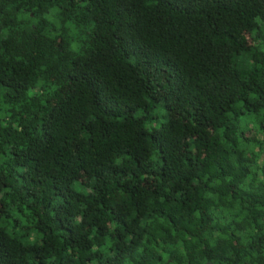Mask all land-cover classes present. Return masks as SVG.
<instances>
[{
    "label": "trees",
    "instance_id": "16d2710c",
    "mask_svg": "<svg viewBox=\"0 0 264 264\" xmlns=\"http://www.w3.org/2000/svg\"><path fill=\"white\" fill-rule=\"evenodd\" d=\"M0 264H264V0H0Z\"/></svg>",
    "mask_w": 264,
    "mask_h": 264
}]
</instances>
